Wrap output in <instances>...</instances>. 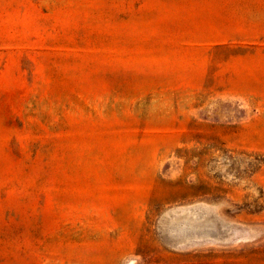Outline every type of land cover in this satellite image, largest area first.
<instances>
[{
    "label": "rangeland",
    "instance_id": "rangeland-1",
    "mask_svg": "<svg viewBox=\"0 0 264 264\" xmlns=\"http://www.w3.org/2000/svg\"><path fill=\"white\" fill-rule=\"evenodd\" d=\"M0 264H264V0H0Z\"/></svg>",
    "mask_w": 264,
    "mask_h": 264
}]
</instances>
